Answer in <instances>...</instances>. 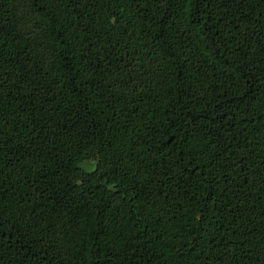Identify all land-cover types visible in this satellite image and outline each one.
Wrapping results in <instances>:
<instances>
[{"label": "trees", "instance_id": "trees-1", "mask_svg": "<svg viewBox=\"0 0 264 264\" xmlns=\"http://www.w3.org/2000/svg\"><path fill=\"white\" fill-rule=\"evenodd\" d=\"M0 264H264V0H0Z\"/></svg>", "mask_w": 264, "mask_h": 264}]
</instances>
